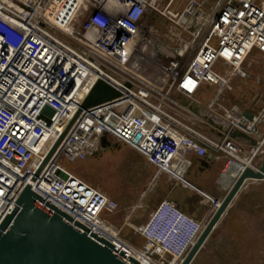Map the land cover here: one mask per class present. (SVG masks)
Here are the masks:
<instances>
[{
  "label": "built area",
  "instance_id": "2783aa9c",
  "mask_svg": "<svg viewBox=\"0 0 264 264\" xmlns=\"http://www.w3.org/2000/svg\"><path fill=\"white\" fill-rule=\"evenodd\" d=\"M169 6L158 0H0V221L26 185L120 248L113 242L121 239L118 230L103 217L118 202L65 168L61 157L84 160L105 136L153 168L147 189L160 176L174 186L188 184L190 154L231 159L239 147L229 132L257 131L264 105L220 119L202 113L194 97L206 86L217 94L231 90L233 77L247 75V59L264 57V0H187L180 11ZM153 13L174 25L169 38L184 35L186 61L150 36L153 21L146 17ZM145 46L153 50L146 57L158 71L157 82L139 74L136 59ZM97 80L119 94L81 107ZM45 106L53 110L49 123L39 116ZM171 110L199 120L208 132ZM216 129L218 136L209 135ZM207 199L211 214L218 201ZM204 226L163 199L133 227L144 240L136 248L159 264H180Z\"/></svg>",
  "mask_w": 264,
  "mask_h": 264
},
{
  "label": "water",
  "instance_id": "95a60500",
  "mask_svg": "<svg viewBox=\"0 0 264 264\" xmlns=\"http://www.w3.org/2000/svg\"><path fill=\"white\" fill-rule=\"evenodd\" d=\"M118 94L119 92L108 84L97 80L83 100L81 107L86 108L98 104ZM194 110L197 111L196 108ZM43 112H46L47 116H43ZM43 112L39 116L49 123L53 110L45 106ZM243 114L248 120L252 119L251 113L244 112ZM208 122L214 124L210 118ZM229 134L249 139L253 145L257 144V141L244 131L232 129ZM62 135L49 150L38 171L50 158ZM118 147H120L119 144L110 143L105 136L100 138V149ZM263 177L264 151L256 169L250 166L242 168L180 264H189L242 182L246 178L260 179ZM0 264L143 263L25 185L0 221Z\"/></svg>",
  "mask_w": 264,
  "mask_h": 264
},
{
  "label": "crops",
  "instance_id": "0c3cea01",
  "mask_svg": "<svg viewBox=\"0 0 264 264\" xmlns=\"http://www.w3.org/2000/svg\"><path fill=\"white\" fill-rule=\"evenodd\" d=\"M160 1L164 3L169 1V7L172 10L180 11L187 0H183L180 4H178L180 0ZM215 120L221 124L220 120L216 118ZM218 134V129L209 132L211 136H218ZM248 135L257 141L256 145L241 136H230L239 147L236 156L231 159L222 154L218 158H213L209 154L204 156L190 154V166L185 174L188 184L173 186L165 176H160L153 189L149 191L151 192L150 201L149 204H145L148 212L136 215L128 212V215L123 214L122 220L126 218L132 225L143 223L147 220L150 211L161 200L167 199L173 201L187 215L196 220H203L206 224L216 210L208 214L210 201L207 197H212L220 204L242 168L250 166L256 169L261 162L262 150H264V119L257 124V131ZM141 202L142 200H138L136 207H139ZM121 240L124 241L122 238ZM134 241L136 243L138 240ZM219 243H222L225 264L263 263L264 177L246 178L242 182L189 264H196L204 251L215 248Z\"/></svg>",
  "mask_w": 264,
  "mask_h": 264
},
{
  "label": "rangeland",
  "instance_id": "374dc122",
  "mask_svg": "<svg viewBox=\"0 0 264 264\" xmlns=\"http://www.w3.org/2000/svg\"><path fill=\"white\" fill-rule=\"evenodd\" d=\"M158 1L162 5L166 4L163 1ZM182 1H178V4L183 3ZM146 19L153 21L150 36L175 52L181 53L186 61L188 56L186 57V52H182L184 35L181 33L177 39L169 38L168 32L175 29H171L170 26L174 27V25H169L160 14L153 13ZM163 59L165 60V58ZM244 67L247 70V75L244 78L233 77L231 90H223L217 94L215 87L206 86L194 97L195 101L203 105L202 113H210L217 118L228 119L239 110L247 107L260 109L264 105V57L253 55L247 59ZM172 95L178 98L175 93ZM170 112L174 116H178L179 119L192 124L196 129L208 132L199 120L189 118L174 110ZM59 161L65 168L90 184L99 187L118 202V208L111 213H105L103 217L109 225L118 230L119 236L124 241L135 247L140 246L143 238L134 232L135 225L128 222V219L122 220V218L123 214L128 212L132 215L148 212L145 204H149L151 192H146V190L154 170L146 165L144 157L128 146H120L99 149L97 153L84 160L71 161L61 157ZM138 200H142V202L139 207H136ZM144 200L145 203H143ZM136 239L138 241L135 243ZM221 247L222 243H219L215 248L204 251L203 256L196 264H225L224 250ZM262 264H264V251Z\"/></svg>",
  "mask_w": 264,
  "mask_h": 264
},
{
  "label": "bare ground",
  "instance_id": "6f19581e",
  "mask_svg": "<svg viewBox=\"0 0 264 264\" xmlns=\"http://www.w3.org/2000/svg\"><path fill=\"white\" fill-rule=\"evenodd\" d=\"M147 46L150 47V45L147 44ZM147 46H145V50H144V54H141L142 58L141 59H136L138 62L137 63V67L139 66V73L140 75H143L144 77H149V78H154L155 82H157L159 80V74H158V71L157 69L154 67V65L150 62V60L148 59V57H146V55L148 54H151L153 53V50L152 48H147ZM141 48L143 49V44H141ZM160 49L162 51H164L165 53H168L170 52L167 48L161 46ZM143 52V51H142ZM155 183H150L148 189L146 190V192L148 191H151L154 187ZM118 240L120 241H117L116 239L113 241L115 243H119V247H123L124 248V245L123 244H126L124 241H122L121 239L118 238ZM128 246V245H127ZM129 249H127V253L131 256H133L135 259H137L139 262L143 263V264H156L158 262H154V261H151L149 258L145 257L142 252L140 250H138L135 246H128ZM159 264V263H158Z\"/></svg>",
  "mask_w": 264,
  "mask_h": 264
}]
</instances>
